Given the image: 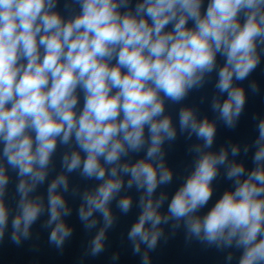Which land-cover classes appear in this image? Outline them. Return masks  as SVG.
Masks as SVG:
<instances>
[{
	"label": "clouds",
	"instance_id": "clouds-1",
	"mask_svg": "<svg viewBox=\"0 0 264 264\" xmlns=\"http://www.w3.org/2000/svg\"><path fill=\"white\" fill-rule=\"evenodd\" d=\"M55 3L0 0V241L9 226L13 244L29 237L45 211L44 201L30 194L44 182L57 142L71 140L75 148L61 158L64 172L47 184L49 244L59 249L71 235L61 219L68 214L61 191H67L64 173L78 171L98 181L81 194L78 209L85 228L95 227L93 213L103 221L90 241L91 255L103 250L113 219L110 202L122 186L134 185L142 193L127 238L134 253L145 246L141 264H149L147 253L169 220L177 222L173 227L183 221L186 237L238 251L236 264H264V118L250 145L251 169L229 159L237 155L235 145L227 152L196 146L191 170L167 198L163 215L165 196L153 198L158 185L172 180L161 145L176 132L163 114V99L179 102L215 71L220 96L213 97L212 109L233 126L245 102L233 81L256 68L257 46L264 45V0H136L131 9L130 0H75L79 11L70 18H62ZM178 125L201 140L203 149L211 148L213 121L182 107ZM141 149L142 157L122 161ZM5 165L18 177L14 207L4 201ZM221 168L231 186L209 203ZM116 206L126 213L130 197L120 196ZM225 259L231 261L232 254Z\"/></svg>",
	"mask_w": 264,
	"mask_h": 264
},
{
	"label": "water",
	"instance_id": "water-1",
	"mask_svg": "<svg viewBox=\"0 0 264 264\" xmlns=\"http://www.w3.org/2000/svg\"><path fill=\"white\" fill-rule=\"evenodd\" d=\"M136 0H130L128 7H134ZM62 18H70L79 11L75 0H56L55 9ZM123 11V9H121ZM264 45L257 46L259 63L256 68L242 81H233L244 91L245 102L240 115L236 118L233 126L228 127L218 114L212 109V99L220 96L214 87L215 71L207 74L199 87L190 90L179 102L163 99L164 115H168L172 126L175 128V138L166 140L161 145L162 163L171 171L172 180L165 185H158L153 193V198L163 194L165 200L161 206V214L166 212L167 198L174 189L182 183L187 173L191 170L196 153L193 149L200 146L202 150L218 152L224 148L226 152L235 145L238 149L237 155L229 159L243 164L245 170L253 167L251 156L253 149L251 143L257 135V122L264 118ZM112 63H115L113 59ZM217 63H222L218 56ZM123 71V69H121ZM255 86V90L251 87ZM222 99V96L220 97ZM77 107L83 102L82 93L77 90ZM182 107H191L197 118H207L214 122L215 133L210 149H203L202 141L187 130L181 131L178 125V112ZM147 135V130L145 129ZM245 145L249 146L248 152H244ZM75 148L74 142L61 145L57 142L53 152L47 175L42 184H38L31 196H39L45 204V211L38 216L37 220L30 226L29 237L21 239L19 245L13 244L10 237V226L5 230L3 240L0 241V264H141V254L146 249L140 244V253L132 251V242L127 238V231L139 214L138 199L142 193L133 185L131 188L123 187L121 192L110 202L109 209L112 214V224L105 229L103 250L95 256L90 254V241L95 232L102 226V218L93 213L96 225L93 228H85L84 223L78 217V209L82 204L81 194L95 187L98 181L82 177L78 171L64 173L67 179V191H61V195L68 209V214L61 219L70 228L71 235L65 239L62 246L57 249L48 242L49 228L45 226L47 221V184L58 173L64 172L61 158L64 153ZM144 149L139 152L129 153L122 157V161L132 162L142 157ZM83 155V154H81ZM8 176V184L5 186L4 201L9 207H14L17 197L15 184L18 177L15 171L9 170L5 165ZM122 185L126 184L128 177L122 176ZM231 186V181L224 176L223 168L212 181V199L225 188ZM59 190V189H58ZM122 195H128L131 206L123 213L116 206V200ZM177 222L169 220L168 223L160 225L162 236L158 239L155 249L148 251L149 264H236L238 251L231 248L217 249L215 246L207 245L197 241L190 236L186 237L183 221L178 227H173ZM228 253L232 254V260L226 261Z\"/></svg>",
	"mask_w": 264,
	"mask_h": 264
}]
</instances>
